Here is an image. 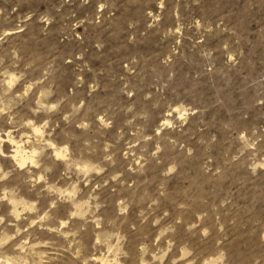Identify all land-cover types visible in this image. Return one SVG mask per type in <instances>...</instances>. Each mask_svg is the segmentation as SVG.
<instances>
[{
	"label": "rangeland",
	"instance_id": "obj_1",
	"mask_svg": "<svg viewBox=\"0 0 264 264\" xmlns=\"http://www.w3.org/2000/svg\"><path fill=\"white\" fill-rule=\"evenodd\" d=\"M44 76L93 124L77 128L81 109L56 131L74 145L91 137L101 157L112 145L119 176L97 190L98 211L74 205L65 235L50 220L22 232L51 253L40 264H264V168L253 172L264 163V0H0V162L21 174L0 183V214L27 208L35 191L13 156L16 145L28 152L23 130L8 120L47 116L19 95Z\"/></svg>",
	"mask_w": 264,
	"mask_h": 264
},
{
	"label": "clouds",
	"instance_id": "obj_2",
	"mask_svg": "<svg viewBox=\"0 0 264 264\" xmlns=\"http://www.w3.org/2000/svg\"><path fill=\"white\" fill-rule=\"evenodd\" d=\"M46 79L47 77L44 76L41 79L26 82L22 86L23 90L19 92V95L23 100L28 97L29 93H32V100H29L30 103L34 101L35 104L40 106L33 107L31 113H41L47 109V116L37 119L29 114L18 121L8 120V123L13 124V130L17 131L18 134H20L21 129L23 130L21 142L28 146L30 159L28 163L20 164L19 167L28 170L27 178L32 182L31 188L35 189V191L30 196V204L27 208H21L16 205L15 201H11L16 206L6 214H0V257H3V260H0V264H13V260L18 261L19 264H28L29 259L32 260V264H40L43 256L51 255V253L42 254L35 252L37 245L30 244L28 239L22 236V232L28 233V229L34 225L43 226L42 222L50 220L58 223V226L52 227L51 231L61 236L65 235L61 229L67 227L68 220L77 216L74 205L81 200H87L92 204V208L98 211L99 206L95 202L99 201L100 196L97 194V190L103 192L105 185L108 184V179L116 180L119 176L118 172L109 176V165L117 162L113 159L116 153L114 151L109 153L108 151L109 148L113 147L112 145L104 144V154L101 157L96 154L97 145L91 137H82L74 145L72 141H66L56 131L57 128H60L58 121H69L73 111L79 113L81 109H85V105L83 101L73 103L67 96L55 97L52 94L51 86L45 84ZM40 88L48 89L47 95L51 97L48 103L42 104L41 100L37 98V94L40 97L46 95L45 92L40 91ZM33 89H36V92H33ZM66 102L71 104V110L65 107ZM260 102L264 103V101ZM3 111V109H0V114ZM168 115L171 116V112ZM86 117L87 109H85V118L81 119L77 124L78 129H90L93 127L92 122ZM96 120L99 121V125L102 128L111 127V120L106 119L105 115H97ZM163 123L168 125L169 122L164 120ZM16 125H18V128ZM60 129L62 132L63 129ZM157 131H160V129ZM37 132L40 134H36ZM8 135L11 136V132ZM145 139H151V137H145ZM241 139H245V134H241ZM12 143L15 144L17 141L13 139ZM61 147L67 152L66 157H61L57 154L58 149ZM247 147L255 149L256 143H247ZM156 151H160L159 144L156 146ZM152 155H155V153ZM0 156H7L3 152L2 147H0ZM85 159L93 162L91 172H87L83 168ZM256 167L264 168V163L253 166V172H255ZM33 168L36 171H32ZM168 171H175V167H170ZM20 175L16 167L11 164L6 167L4 162H0V183L17 182V178ZM69 191L75 193L74 198L72 200L62 199L60 194L63 193L66 196ZM27 194L25 193V195ZM6 200H8L6 195L0 196V202ZM121 204L123 205V202ZM58 208H63L67 213V219L57 221L56 210ZM24 212L35 214V216L29 220L27 216H24ZM22 218L27 222L26 227H21ZM96 226L99 228L100 224L97 223ZM205 235H207V232H205ZM97 243H99V240H97ZM37 257L40 259H37Z\"/></svg>",
	"mask_w": 264,
	"mask_h": 264
},
{
	"label": "bare ground",
	"instance_id": "obj_3",
	"mask_svg": "<svg viewBox=\"0 0 264 264\" xmlns=\"http://www.w3.org/2000/svg\"><path fill=\"white\" fill-rule=\"evenodd\" d=\"M2 140V139H1ZM59 154H62L61 151H58ZM14 158L18 160L20 164H24L27 159H30L28 156V152L24 150L21 145H16L15 152L13 154ZM15 160V159H14ZM21 205V204H20ZM100 259V258H99ZM103 259V258H102Z\"/></svg>",
	"mask_w": 264,
	"mask_h": 264
}]
</instances>
